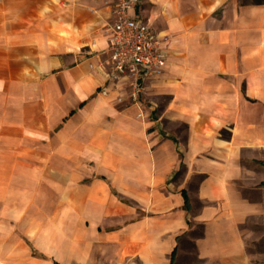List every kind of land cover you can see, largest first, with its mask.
Instances as JSON below:
<instances>
[{
  "label": "crops",
  "instance_id": "1",
  "mask_svg": "<svg viewBox=\"0 0 264 264\" xmlns=\"http://www.w3.org/2000/svg\"><path fill=\"white\" fill-rule=\"evenodd\" d=\"M115 1L0 0V264H251L264 1L140 0L168 54L149 104L107 76Z\"/></svg>",
  "mask_w": 264,
  "mask_h": 264
},
{
  "label": "built area",
  "instance_id": "2",
  "mask_svg": "<svg viewBox=\"0 0 264 264\" xmlns=\"http://www.w3.org/2000/svg\"><path fill=\"white\" fill-rule=\"evenodd\" d=\"M140 0H116L112 8L108 42L101 49L105 55L107 76L124 80L129 86L132 102L140 101L143 82L163 70L167 53L161 36L143 17L131 13ZM142 107L137 115L143 116Z\"/></svg>",
  "mask_w": 264,
  "mask_h": 264
},
{
  "label": "rangeland",
  "instance_id": "3",
  "mask_svg": "<svg viewBox=\"0 0 264 264\" xmlns=\"http://www.w3.org/2000/svg\"><path fill=\"white\" fill-rule=\"evenodd\" d=\"M164 48L165 51H167L166 47ZM147 79L148 78H146L143 82V89L140 92L139 99L141 100L143 98L144 103L149 104L151 103V99L160 96L159 102H165L166 98L163 99V97L161 96L162 91H158V88L161 87V84L170 81L167 78L161 79V81H157L160 83L159 84V83H155V82L152 83L150 81H147ZM116 81L121 82L122 80H116ZM120 88L121 87H119V89ZM129 90H130V86L126 83L124 88L121 90L122 92H119V94H117V98L121 97V99H124L127 103H131L132 100L129 96ZM151 115H153V112L150 114V116ZM177 124L180 130L175 134L178 135L180 138H182L184 135V125H181V123L179 122ZM168 135H173V137L176 138V136L172 133H169ZM227 135H228L227 129L221 130V136L226 137ZM253 154L255 153L253 152ZM260 155H261L260 158L255 157L257 155H253L252 164L253 166H258L259 174L262 178L260 181L261 190L259 191V197H261V201L263 203V209L260 213L249 216L247 220L243 223V229H244L245 241H246V251L250 256L251 264H264V152H262Z\"/></svg>",
  "mask_w": 264,
  "mask_h": 264
},
{
  "label": "trees",
  "instance_id": "4",
  "mask_svg": "<svg viewBox=\"0 0 264 264\" xmlns=\"http://www.w3.org/2000/svg\"><path fill=\"white\" fill-rule=\"evenodd\" d=\"M253 1H256V2H262V1H264V0H253ZM182 192H183V195H184L185 206H186L187 208H189V199H188V195H187V193H186L185 190H183ZM171 257H172V258L174 257V251L172 252V256H171Z\"/></svg>",
  "mask_w": 264,
  "mask_h": 264
}]
</instances>
